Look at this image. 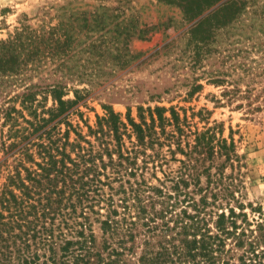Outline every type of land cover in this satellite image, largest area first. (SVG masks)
I'll use <instances>...</instances> for the list:
<instances>
[{"label":"trees","instance_id":"trees-1","mask_svg":"<svg viewBox=\"0 0 264 264\" xmlns=\"http://www.w3.org/2000/svg\"><path fill=\"white\" fill-rule=\"evenodd\" d=\"M132 1L67 0L48 5L39 22L20 17L14 29L0 37V96L10 86L22 87L4 98L7 105L0 103V118L13 127L18 116L27 123L10 133L20 140L5 146L6 153L16 148L18 155L0 188V264H264V216L260 208H252L258 215L249 218L244 203L231 191L220 196L209 184L200 186L198 174L189 179L179 176L174 182L178 190L175 196L152 188L145 180L136 181L138 187L120 202H115L113 194L99 193V183L104 182L98 176L103 169L110 165L115 173L135 176L141 168L139 155L143 163L154 161L155 156L160 158L158 149L175 137L166 125L180 130V117L173 106L140 108L138 120L128 114L126 121L105 106V112L96 115L95 125H87L89 134L100 142L101 149L95 150L66 120L88 91L71 88L73 98H64L69 91L67 80L102 85L138 59L130 48L133 38L146 39L151 31L170 26L142 21L140 8ZM157 1L177 6L184 23L154 52L182 46L190 67L201 69L213 84L231 86L229 100L242 91L238 78L242 68L248 81L242 97L249 98L250 82L258 71L264 72V0ZM250 52H259L261 58L242 61ZM214 54L221 57L219 67L207 71L206 61ZM225 62L228 66L224 68ZM200 87L193 82L189 93ZM49 96L53 102L47 107L44 102ZM23 110L30 113V119ZM63 121L68 128L62 133L59 124ZM209 129L196 132L195 151L203 149L210 155L215 151L228 160L238 157L233 142L208 133ZM71 130L77 137L74 141H69ZM133 135L135 140L126 146L125 137ZM148 148L155 150L147 152ZM190 179L195 191L203 192L197 199L185 191L188 198L181 200L178 196L182 187L192 183ZM147 189L155 194L147 195L149 206L142 195ZM225 189L228 191V186ZM91 192L99 197L93 198ZM219 196L227 205L217 210L207 208L216 205ZM185 200L173 218L172 208ZM100 201L107 202V211L97 218L103 234L98 247L91 215L84 208L97 212L93 206ZM77 204L82 205L79 211ZM131 208H135L133 215ZM138 222L144 227L145 238L140 255L131 261L132 255L127 254L134 253L140 233L133 229Z\"/></svg>","mask_w":264,"mask_h":264},{"label":"rangeland","instance_id":"rangeland-1","mask_svg":"<svg viewBox=\"0 0 264 264\" xmlns=\"http://www.w3.org/2000/svg\"><path fill=\"white\" fill-rule=\"evenodd\" d=\"M64 1L67 0H0V37H6L18 24L20 17L30 18L29 22L31 23L39 22V16L42 15L45 7ZM112 1L106 0L107 3ZM132 4L134 7L140 8L142 21L148 22V24L164 22V25L169 24L170 26L165 30L161 26L159 29L151 31L146 39L133 38L130 48L135 55L138 54V59L132 66L130 65L131 67L118 71L102 85L91 86L87 83L67 80L69 91L64 98H73L71 88H86L88 91L84 94L85 98L79 101L75 106L76 109L67 116L66 120L68 122L70 120L81 131L85 140L90 141L95 150L101 149L100 142L94 134H89L87 125H95L96 115L103 114L105 106H109L119 113L124 121L128 114L138 120L140 108L145 109L148 106L156 105L173 106L180 117V130L176 129L175 131L172 125H166V130L172 129L175 137L170 139V143L165 141L159 149L155 144L160 158L155 156L154 161L147 159V163H143L142 156L139 155L137 164L141 168L137 169L135 176L128 175L124 171L115 173L110 165L103 169L98 176L104 182L103 184L99 183V193L103 192L105 196L113 194L115 202H120L121 198H124L131 189L138 187L135 184L136 181L145 180L152 188L159 187L163 192L172 193L175 196L178 190L174 189V182L179 176L189 179L198 174L200 186L205 187L209 184L210 190L219 192L220 196L231 191L235 199L244 203L249 218L258 215L256 211L251 210L252 208H260L261 215L264 216V72L258 71L255 74L254 81L249 85L251 88L248 93L250 97L245 98L242 95L245 94L243 89L248 83L247 76L243 75L242 68L239 69L241 73L238 78L242 91L237 94L239 96L229 100L230 94H227V90L231 86L213 84L208 81L207 74L200 72L201 69L195 70L190 67L182 55V46L173 51L168 46L154 52L157 47L183 28L184 22L181 20V11L177 6L157 0H133ZM250 58L259 60L261 54L250 52L242 61L250 62ZM141 59L143 60L138 62ZM220 60L221 57L219 58L217 55L209 57L205 65L206 70L208 71L211 67L218 68ZM226 63H224V68L228 66ZM196 81L201 84V87L190 94L191 84ZM21 88L13 86L7 88L0 96V103L4 102L7 105L8 100L4 101V98L20 92ZM38 98L41 99V96ZM15 102L17 107H20L18 101ZM52 102L49 96L44 104L48 107L52 105ZM23 115L26 118H31L27 110H23ZM14 124V127L10 126L9 123H3L2 117L0 118V160H3L0 164V188L15 156L18 155V152H14L16 148L5 152L7 144L12 140H20L18 135L14 136L10 133H13L15 128H20L27 123L23 117L18 116ZM67 126L65 121L59 124L62 133L68 128ZM207 128H210L208 133H213L216 137H226L228 142H233L238 157L234 156L228 160L226 155L217 154L215 151L212 155L203 149L199 150V148V151H195L193 144L196 132H204ZM75 138L77 137L71 130L69 141H74ZM130 140H135L134 135L130 139L125 137L126 146L130 145ZM82 144L87 146L86 141H82ZM66 148L68 150L69 146ZM154 150L148 148L147 152L152 153ZM113 157L116 158V155L113 154ZM103 158L105 162H108L109 157L106 154L103 155ZM190 181L192 180L190 179ZM131 186L133 187L131 188ZM224 186H228V191L223 190ZM142 187L144 186L142 185ZM195 189L196 186L192 181L187 188L182 187L178 198L187 200L188 197H185L184 192L188 191L198 199L203 191L199 193ZM91 194L93 198L99 197L94 192ZM148 194L153 196L155 194L148 189L142 193L149 206ZM220 196L216 205H210L207 208L217 210V207H225L227 205L225 198L235 205L234 200L230 199V195H226L225 198ZM208 198L212 200L210 197ZM186 200L179 201V204L172 208L173 218L180 213L183 207L181 203H187ZM172 202L174 203V198H172ZM106 203L103 201L95 203L93 208L97 212L91 213L90 208H84L91 215L92 228L98 247L102 243L103 234L100 229V221L97 218L104 216L103 214L107 211ZM81 206L77 204L78 211ZM156 206L159 208L160 205L157 203ZM117 208L123 210L122 207ZM134 212L135 208H131L130 214L133 215ZM169 216L170 213H167V217ZM137 224L133 230H138L137 232L140 234L135 239L134 253L127 254V256L132 255L130 256L131 261H136L140 255L142 240L145 238L144 227L140 222ZM153 240H157V237H153ZM127 244L131 243L128 241Z\"/></svg>","mask_w":264,"mask_h":264}]
</instances>
